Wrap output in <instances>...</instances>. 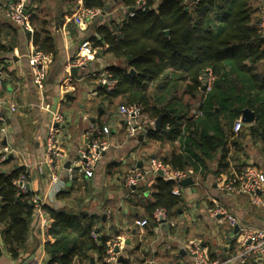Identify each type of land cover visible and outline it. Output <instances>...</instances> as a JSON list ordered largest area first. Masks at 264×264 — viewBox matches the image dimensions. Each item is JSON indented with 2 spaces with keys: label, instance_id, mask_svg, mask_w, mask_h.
Returning a JSON list of instances; mask_svg holds the SVG:
<instances>
[{
  "label": "crops",
  "instance_id": "0c3cea01",
  "mask_svg": "<svg viewBox=\"0 0 264 264\" xmlns=\"http://www.w3.org/2000/svg\"><path fill=\"white\" fill-rule=\"evenodd\" d=\"M106 3L107 11L81 27L67 23L74 11L73 0H0V32L7 46V51L0 54V113L5 117L7 127L6 132L0 134V149H12L0 169L11 172L24 167L29 175V190L33 196L42 197L44 204L73 215L100 217L94 227L101 234L112 236L120 248L114 264H194L190 248L196 243L210 259L226 260L237 249L236 227L223 216H213L217 205L214 200L225 206L244 227H264V205L255 206L247 194L221 190L216 182L219 175L216 177L213 172L226 147L230 148V173L236 174L249 164L264 171L261 146L249 137L243 142V149L242 145L238 148L241 142L237 147L228 142L216 158L209 161L212 173L205 178L193 174L194 184H180L183 195L176 208L154 223L149 222L143 228L138 226L137 220L147 217L144 205L153 200L154 185L160 176L152 171L151 160L156 159V153L163 156L173 153L174 149L166 145L160 149L154 138L146 134L140 140V134L144 133L141 130L132 133L126 118L118 112L124 105H120L121 100L103 102L98 94L101 86L98 78L109 66L129 67L127 59L116 58L110 53L101 56L95 53L85 65L71 67L77 69L75 73L68 69L80 44L90 40L97 27L120 22L133 13L122 0H106ZM12 4H23L28 12L48 21L46 29L54 38L58 53L49 65L43 91L34 83L30 64V55L36 51L31 40L36 25L33 24V33L15 25L7 17V9ZM253 4L261 12L264 0H254ZM185 99L189 100L188 97ZM11 105L15 106V111L10 109ZM43 105L60 109L66 118L58 134L66 168L79 164L91 123L110 126L111 146L100 159L93 177L79 176L74 182H61L54 188L47 172L40 171V164L46 157L45 139L51 118ZM252 123H244V128ZM151 127L155 130V121ZM134 172L143 174L140 186L135 188L127 182ZM225 174L222 177H227ZM62 176L65 177V171ZM4 228L5 224L0 223V247L3 250L0 264L47 263L44 246L50 238L40 214L35 212L31 218L28 239L18 259L5 252L1 237ZM76 260L79 264H103L95 251L89 253L88 260ZM247 264H264V258L253 259Z\"/></svg>",
  "mask_w": 264,
  "mask_h": 264
},
{
  "label": "trees",
  "instance_id": "16d2710c",
  "mask_svg": "<svg viewBox=\"0 0 264 264\" xmlns=\"http://www.w3.org/2000/svg\"><path fill=\"white\" fill-rule=\"evenodd\" d=\"M158 1L144 0L139 6L137 0H122L133 13L120 22L100 25L88 40L97 56L110 53L129 61V67L107 68L116 86L112 90L98 87L103 102L120 99V105L141 106L148 120L161 117L160 128L150 126L146 135L154 138L160 149L165 145L174 149L163 156L155 154L172 171L191 169L194 176L205 178L212 173L209 161L228 142L234 147L241 142L238 148L242 145L243 149L248 137L264 153V33L254 0ZM85 6L107 11L106 0H85ZM30 20L36 25L31 35L33 46L47 55V74L58 53L56 44L46 29L47 20L36 13ZM3 39L0 32V54L7 51ZM130 68L137 74H130ZM209 74L214 79L207 87ZM244 110L254 112L255 118L236 134L233 128ZM229 152V147L224 148L217 159L216 177L225 173L234 176L229 171ZM21 174L29 179L24 167L11 172L0 169V223L5 224L1 237L5 252L13 259L20 257L36 212L33 192L17 193L15 180ZM178 185L158 177L153 200L144 205L148 224L157 221V210L168 213L177 207L181 197L173 190ZM42 208L50 218V239L44 246L48 264L88 260L91 251L98 252L103 264H108L105 259L112 236L101 234L97 240L92 236L100 217L73 215L46 203Z\"/></svg>",
  "mask_w": 264,
  "mask_h": 264
},
{
  "label": "built area",
  "instance_id": "2783aa9c",
  "mask_svg": "<svg viewBox=\"0 0 264 264\" xmlns=\"http://www.w3.org/2000/svg\"><path fill=\"white\" fill-rule=\"evenodd\" d=\"M138 5L142 6L144 0H137ZM99 8H89L85 6V0H75V7L73 14L67 20V23L73 22L74 24L84 27L83 25L90 20L95 19L97 16L102 14ZM7 17L17 26L21 27L25 31L34 32V27L31 23V13L28 12L23 4H12L7 9ZM260 28L264 33V4L261 7L260 12ZM96 51L93 49L92 44L88 40H84L77 52V55L73 62L70 64V70L73 66H83L88 63ZM47 55L41 52L34 51L30 55V64L32 67L33 80L35 85L41 91L44 90L46 81L45 61ZM96 75V74H95ZM214 77L209 74L206 85L210 87ZM67 80L66 82H68ZM2 84V75L0 67V86ZM98 84L105 87L107 90H112L116 86V79L113 78L112 74L105 70V72L98 78ZM43 107L50 113V124L45 139L46 157L45 160L40 164V171L42 173L47 172L50 177L51 184L54 188H57L59 183H71L74 178L79 176L93 177L96 168L99 164L103 154L110 148L111 142L109 135L112 131L110 126L102 125L99 123H91L87 129V145L84 150L80 153V162L74 167H64L63 164V153L60 149L58 142V134L60 126L66 123L64 114L61 113L60 109H53L48 105ZM15 111L14 105L10 108ZM119 114L126 118V124L128 129L135 133L141 130L144 134L147 133V128L154 124V121L148 120L142 112L141 106L137 104H124L118 109ZM244 128V123L238 120L234 125L235 132H241ZM7 127L5 126V117L0 113V134L5 133ZM11 148L3 147L0 149V161H4L8 158V154L11 152ZM152 171L156 174L163 172L160 176L166 179L174 180L179 183L182 179L192 176L193 170L187 171H172L159 159H152ZM65 171V177L62 176V172ZM143 174L140 172H134L127 178L128 185L130 187L138 186ZM221 190L230 193H244L250 196L252 203L255 206L264 205V171L254 164L247 165L240 173L234 174L232 177H217L216 180ZM17 193H24L29 190V179L26 174H21L19 178L15 180ZM60 188V187H58ZM173 193L178 196H182V188L178 185L174 188ZM33 202L36 205V212L41 215L42 224L46 228L48 226V215H46L42 205L44 199L40 196H33ZM213 210V216H223L231 223L232 227L238 226V231L235 234V240L237 242V249L233 253L229 254L226 260L220 258L210 259L203 248L199 244H194L190 250L194 256V264H247L253 259L264 258V227H248L241 226L238 219L222 204L218 203ZM167 216V213L163 209H159L155 213V218L159 220L161 217ZM138 226L145 227L148 224L146 218L137 220ZM101 235L97 227H93L92 236L97 240ZM110 247L107 249L106 262L108 264H114L116 262L115 248L118 243L113 239ZM40 260V262H42ZM39 263V262H38ZM48 264V263H46ZM74 264H79L78 260Z\"/></svg>",
  "mask_w": 264,
  "mask_h": 264
},
{
  "label": "water",
  "instance_id": "95a60500",
  "mask_svg": "<svg viewBox=\"0 0 264 264\" xmlns=\"http://www.w3.org/2000/svg\"><path fill=\"white\" fill-rule=\"evenodd\" d=\"M131 9V11H133L134 9L133 8H130ZM167 33H169V31H166ZM77 69L76 68H72L71 69V72L73 73H75V71H76ZM130 74H132V75H135V74H137V72H136V70L134 69V68H131L130 70ZM203 89H206V87L204 86L203 87ZM218 110V109H217ZM254 118H255V114H254V112H252V111H250V110H244V112H243V116H242V121H243V123H251V122H253L254 121ZM161 121H162V118L161 117H159L156 121H155V130H158L159 128H160V126H161ZM144 136H145V134H140V140H143V138H144ZM161 175L163 174V172H159ZM180 184L181 185H183V186H187V185H191V184H194V178L192 177V176H189V177H187V178H184V179H182L181 181H180ZM133 188H135V186H133ZM238 231V226L236 227V232ZM120 251V248L117 246L116 248H115V252L117 253V252H119ZM2 254H3V250H2V248L0 247V257L2 256ZM32 258H34L33 256H32Z\"/></svg>",
  "mask_w": 264,
  "mask_h": 264
},
{
  "label": "bare ground",
  "instance_id": "6f19581e",
  "mask_svg": "<svg viewBox=\"0 0 264 264\" xmlns=\"http://www.w3.org/2000/svg\"><path fill=\"white\" fill-rule=\"evenodd\" d=\"M235 132V131H234ZM237 133V132H236ZM179 186H180V182H179ZM181 187V186H180ZM183 195V194H182Z\"/></svg>",
  "mask_w": 264,
  "mask_h": 264
}]
</instances>
